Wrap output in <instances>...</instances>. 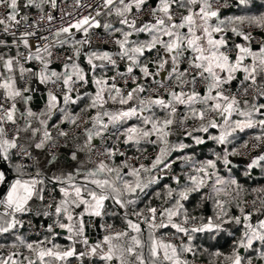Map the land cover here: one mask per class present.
<instances>
[{
    "label": "snow or ice",
    "instance_id": "obj_1",
    "mask_svg": "<svg viewBox=\"0 0 264 264\" xmlns=\"http://www.w3.org/2000/svg\"><path fill=\"white\" fill-rule=\"evenodd\" d=\"M229 7L238 14L222 17V10ZM28 9H37L38 15L33 18ZM56 10L57 0H0V49H8L0 52V185H7L0 195V264H69L72 257L81 264L91 258L103 264H195L189 256L200 253L193 243L196 236L208 234L214 240L228 226L240 229L239 236L228 232L234 237L231 251L217 249L211 255L222 264H264V187L249 192L235 177L222 176L218 167L222 164L231 173L229 157L242 155L251 141L252 149H264V36L254 35L256 30L264 33V0L259 5L257 0H97L95 15L59 27L53 33L56 40L48 43V36L38 33L45 21L56 19ZM91 29H102L109 39L99 35L97 39L116 50H91ZM75 33L84 38L77 39ZM142 34L147 39H139ZM57 46L71 49L63 58V72L50 70L51 49ZM82 56L87 69L81 66ZM32 61L39 62L38 71L25 67ZM120 62L126 63L124 71ZM109 71L114 74L109 76ZM25 74L58 88L49 91L46 109L39 114L17 107L32 99L25 95L30 88L18 86ZM89 84L94 85L93 92L87 91ZM85 98L88 103L73 112L70 106ZM110 102L120 107L107 108ZM93 110L95 115L90 114ZM56 112L60 120L50 130ZM131 120L136 123L129 124ZM189 121L194 123L190 126ZM63 124L91 125L83 128L84 143L71 159L87 151L97 160L85 171L47 178L34 153L46 150V163L55 164L59 138L71 147ZM250 129L258 131L238 148L227 147L236 134ZM177 133L191 143H173L170 137ZM113 137L112 147L94 144L96 140L106 144ZM208 140L224 146L222 152H213V159L196 161L185 153ZM120 144L134 148L137 155L128 157ZM143 145L157 151L145 156ZM174 152L183 155L172 158ZM117 156L125 159L116 164ZM142 159L150 163L131 162ZM179 161L189 166L183 184L173 172ZM256 167L264 170V154L251 158L244 175L250 178ZM9 171L15 174L11 181ZM166 178L175 187L165 184L163 192L152 194L159 206H152L149 199L139 207L148 190ZM46 179L59 185L58 200L55 188L51 199L46 198ZM194 194H200L201 202H212V215L189 211L187 203ZM248 194L255 197L248 201L244 198ZM106 201L121 211L107 212ZM81 206L89 216L122 215L125 226L116 230L113 224L103 225L107 234L90 244L83 214L74 212ZM233 208L239 214H233ZM29 215L51 218L46 227L41 225L46 233L42 238L29 240L22 234L25 228L38 232L25 219ZM57 229L66 233L67 246L55 242L61 235ZM77 243L84 250L77 251Z\"/></svg>",
    "mask_w": 264,
    "mask_h": 264
},
{
    "label": "crops",
    "instance_id": "obj_2",
    "mask_svg": "<svg viewBox=\"0 0 264 264\" xmlns=\"http://www.w3.org/2000/svg\"><path fill=\"white\" fill-rule=\"evenodd\" d=\"M260 3L257 1L258 5ZM30 10L37 11V9H30ZM233 13H237L238 14V10L235 9V8H231L228 11H222L221 12V16L223 17V16L231 15ZM98 19H101L103 21L105 18L104 17H98ZM73 32H75V30H73ZM75 35H76L77 39H83L84 38L82 33H75ZM229 36H231L230 33H229ZM261 36H264V33H261ZM139 39L143 40V39H147V37L142 34V35H140ZM8 40L10 41L11 39H8ZM65 47L69 48L67 46H65ZM95 49L115 51L116 47L114 46V48H107V47H99V46L92 45V49L91 50H95ZM89 50L90 49H88V48L85 49L86 52L89 51ZM15 51L16 50L13 48L9 54L14 55ZM0 52H8V49H0ZM148 55L152 56L153 53H150ZM35 62H37V61H35ZM37 63H39V62H37ZM80 63H81L82 67L87 69L88 66H87V64L85 62V58L83 56L80 59ZM27 67H31L33 69V71H36L35 68H34V65H30V66H27ZM125 67H126V65H123L122 67H120V70L124 71ZM50 70H56L58 72H63L64 71L62 65H59V67H55L53 63L50 65ZM111 72L112 71H109L108 75ZM24 77L25 78H23V79H18V86L19 87H28V88H30L31 91L26 93L25 95L26 96H31L32 99L30 101H28L27 104H25L23 101L18 102L17 107L20 110V112H24L26 110V108L30 107L33 112H36L37 114H39L40 112L44 111L46 109V106H47L48 92L44 89L45 83H41L36 76H32L31 74H25ZM233 85H236V82H233ZM94 90H95L94 85L89 84L87 86V91L93 92ZM83 91H85V89L81 90V92H83ZM87 103H88L87 98H85L84 100L80 101L77 105H71L70 107H71V110L73 112H79L80 109L83 108ZM106 107L115 110L116 108H118L120 106L117 105V104H112L110 102L108 105H106ZM90 114L91 115H95V110H93ZM161 115H162V113H161ZM236 118L237 117H235V116L233 117V119H236ZM59 120H60V113L56 112L52 116V119L49 121L50 130H51V125L58 123ZM128 123L129 124H134V123H136V121L135 120H131ZM21 124H23V122H21ZM37 124H38V121L34 122V126H36ZM68 126H71V125L70 124L61 125V127H68ZM85 126L90 127L91 125H85ZM257 131H258L257 129H250V130H246L243 133L236 134V139H235L234 143L228 145L227 147L230 150L233 147H237L238 148L243 143V141L247 140V138L250 137V136L252 137ZM210 132L212 134H218L216 129H210ZM197 135H205V139H207V135L206 134L197 133ZM70 137H71V139L68 142L70 143L71 147L65 146V140H64L60 151L56 154L57 155V161H56L55 164L49 165V164L46 163L47 159L49 158L47 156L46 151H36L34 153L35 156L38 158V160L40 162V165L43 168L44 174H45V176L47 178H51L52 176L64 177L68 173H75L78 169H80L81 171H85V170H87L89 168L94 167V165H91L88 162L86 151L79 152L78 153V157H77L76 160H72L71 159V153L73 151H76L77 147L84 143L85 136H84L83 131L78 133V134L71 135ZM121 139H123V138L121 137ZM111 140L113 142H115V138L114 137ZM170 140L173 143H176L179 140H184L185 143H191L190 139H184V137L182 135H180L179 133H177L176 135L171 136ZM143 147H146L147 149H149V148H153L154 146H152V145H143ZM194 147L205 148L207 150V153L209 154V157L202 158V159L199 158L198 159V155L194 152L195 151ZM223 147L224 146H218L214 141L208 140V142L205 143V144H202V145H199V146H193L192 148L185 150V153L186 154H193L196 161H203V160H206V159H213L214 158L213 152H222ZM126 149L128 150V152L130 154H137L134 148L126 147ZM258 154H264V149H261L258 152L254 153L252 155H249L246 158H239L238 156H230L229 159L232 161V165H231L232 171H231V173H229L227 171V169H225L224 166L222 164H220V165H218V167L220 168V174L222 176L226 177V178L229 175H231V176L235 177L239 181V178L237 177V174H236V171H239L243 177H247V176L244 175V172L247 169V165L250 163L251 158L257 156ZM180 155H183V154L179 153V152H174L172 154V158H175L176 156H180ZM115 162H116V164H119L118 160H115ZM188 171H189V166L185 165L183 161H179L178 163L173 165V172L176 175H180L182 177V179H181V183L182 184L184 182V175ZM14 175L15 174L13 172L9 171L8 172V176H9L8 180L9 181L13 180L14 179ZM262 177L264 178V170H262L261 167H256V168H253L251 170V177L250 178L247 177V179L252 181V180H257V179L262 178ZM80 179H81L80 177H77V180H80ZM167 179H169V178H167ZM163 180H161V182L158 185H153L152 188L148 190V196L141 198L140 204L138 205L139 207H144V205H146L148 203L149 199H151V204L155 203V200H157V199H155L152 194L155 191H157V190H160L161 192H163L165 184H171L173 187H175V184L173 183V181L171 179H169V181H166V182H163ZM240 184H241V182H240ZM54 185H55L57 196L59 198L60 197V193H59V190H58L59 189V185H56V184H54ZM259 187H264V183L258 184V186H256L255 188H259ZM6 191H7V185H6V188H5L4 192H2L0 195H3L4 193H6ZM205 191L206 192H210L211 190L210 189H206ZM248 195H246V196H248ZM203 204H204V211H205V215L204 216L212 215L213 214V204H212V202L210 200L203 201ZM206 205H207V209H208L207 212H206ZM105 210H107L109 213L121 211L118 208H114L112 206V202L111 201H106L105 202ZM237 211L238 210L235 209V208L232 209L233 214H237ZM74 212L83 214L84 213V207L81 206L80 208H76L74 210ZM33 217H35V216H33ZM35 218L38 219V220H42L45 223H47L49 221H52L51 218H49V219H45L44 217H35ZM99 219H100V217H94V216H89L87 214H83V220L85 222V233H84V235L88 238L90 244L94 243V237L98 233ZM107 219H108V221L110 223L113 222V221H116V220L120 221V225L125 226L123 218H122V215H107ZM164 230L170 231L169 229H164ZM57 231H60L61 235L56 238L55 242L60 244V245H62V246H67L70 243V241L65 239L66 233H64L60 229H58ZM228 232H233V233H235V236H239L240 229L237 228L236 226H228L227 231H225V233L228 234ZM22 234H25L29 240H36V239H33V238L29 237L23 230H22ZM84 248H85V246L82 243H77L76 244L77 251L84 250ZM190 258H196V257L189 256V259ZM75 259H76L75 257L70 258L69 259V264H72V262ZM198 260H203V261H206V262H214V261L211 260V258L198 259ZM98 261H99V264H103V262L100 261L97 258L94 259L93 264H97Z\"/></svg>",
    "mask_w": 264,
    "mask_h": 264
},
{
    "label": "built area",
    "instance_id": "obj_3",
    "mask_svg": "<svg viewBox=\"0 0 264 264\" xmlns=\"http://www.w3.org/2000/svg\"><path fill=\"white\" fill-rule=\"evenodd\" d=\"M96 3H97V0H79V3H77V0H57V10L55 12H53V15L56 17V19L53 20L50 24L47 21H45L44 24L41 26L42 30H41V32L38 33V35L48 36V38H49L48 41H47L48 43L54 42L56 40V37L53 35V33L56 31V29H58L61 26H67L70 23H75L77 20L81 19L84 16H88L90 13L92 15H95V12H94L93 9H94ZM89 5H91L92 7H89ZM231 8H233V7H229L227 9L222 10V11H228ZM45 9L46 10H50V9L47 8V6L45 7ZM27 11H28L29 15L32 16L33 18H35L38 15V10L37 11H33V10L28 9ZM90 34L93 37V45L99 46V47L114 48L115 45L108 44V43H103L101 40L97 39V35L103 37L104 39H109L107 37V35L103 32L102 29H91L90 30ZM254 35H256L259 38V37H261V32L259 30H256L254 32ZM7 39H11V38L7 37ZM31 42L33 44H35L37 42L36 38L33 37ZM41 43H44V42H41ZM51 50L53 52V56L51 58L52 59V63L53 64H58V65H62V61H63V58H64L65 54L66 53L70 54V52H71V49L66 48V47H59V46L54 47ZM20 51H22V52L24 51L23 47H21ZM153 55H154V53H153ZM57 57H59L60 59H57ZM30 65H34V68H35L36 71H38L39 68H40V64L35 62V61H32V62L26 64L25 67L30 66ZM123 65H126V63L125 62H120V67H122ZM113 74H114V72H111L109 74V76H111ZM136 74L139 75V72L137 71ZM120 83L122 84V81H120ZM132 86L133 85H131V83H129L128 88H131ZM231 87L233 88V91H234L236 85H232ZM44 89L48 93H49L50 90L51 91H58V88L54 87V85L51 82L46 83L44 85ZM83 89L84 88H81L80 90H83ZM193 123L194 122L189 121V125L190 126ZM196 123H198V122H196ZM84 127H85V125H81L80 128H75L74 126L71 125V126L62 127V128H64L65 130L69 131L70 136H71V135H75V134H78V133L82 132ZM250 137H248L247 140H249ZM64 140H65V138H63V137L59 138L60 146L57 149L56 154L60 151ZM252 143H255V141H251L249 143V149L248 150H243V149L241 150L243 154L242 155H238L239 158H246L249 155H252V154L258 152L259 150H261V148L252 149ZM94 144L98 148H101V147H112L113 144H115V142H113L111 139H109L106 144H102L100 140H97V141L94 142ZM120 147L127 152V156L128 157H134V156L137 155V154H130L123 144H120ZM156 151H157L156 147L149 148V149H147V152L144 153V155L145 156L154 155ZM86 155H87L88 162L91 165H94V162L97 160L96 154L94 152L93 153H89V152L86 151ZM90 157H91V159H90ZM123 159H125V157L117 156L115 158V160H118L119 163ZM131 162L132 163L143 162L145 164H149L150 163V161L146 160V159H142L141 161L133 160ZM45 183H46V187H47V191L45 192V196H46L47 199H51V197L49 196V193L52 192V189L55 188V185L52 184V183H48L47 179H46ZM53 195H55L57 200L59 199L58 196H57L56 191L53 193ZM254 197H255V195H249V196H246L245 199H247L248 201H251ZM159 204H160L159 202H155V203H152V206H159ZM237 214H239L238 211H237ZM25 219L31 220L33 225H35L36 229L38 230V232L29 231L27 228H25L23 231L29 237H31L33 239H36V240L42 238L43 235L45 234L44 229L41 228V225H44L46 227L48 224H50L52 222V221H49V222L45 223L44 221L38 220V219H36L35 217H33L31 215L25 217ZM133 219H134V217H133ZM105 224H112V223H110L108 221L107 216H104L103 218L100 217L98 233L94 237V243H97V242L101 241L103 239V237L107 234V232L102 227ZM113 225L115 226L116 230L122 229L124 227L123 225H120V224H113ZM162 231L163 232H169V231H166V230H162ZM94 259H96V258L85 259L83 261V264H93ZM190 260H193V258H190ZM194 261H195V264H222V262L219 261V260H216L214 262H206V261H203V260L194 259ZM72 264H81V261L78 260V259H75L72 262Z\"/></svg>",
    "mask_w": 264,
    "mask_h": 264
},
{
    "label": "trees",
    "instance_id": "obj_4",
    "mask_svg": "<svg viewBox=\"0 0 264 264\" xmlns=\"http://www.w3.org/2000/svg\"><path fill=\"white\" fill-rule=\"evenodd\" d=\"M259 3L262 0H257ZM194 152L198 155V159L209 157V154L207 153V150L205 148L200 147H194ZM237 177L239 178V181L241 184L249 190L252 188H255L260 183H264V178H259L257 180H249L247 177H243L239 171H236ZM169 181V179H164L163 182ZM155 202H160L158 200H155ZM202 203V206L197 207V205H200ZM187 207L189 211L194 215H205L204 211V204L201 202L200 194H194L189 202L187 203ZM207 217V216H205ZM112 224H120V221H113ZM234 237L230 236L229 234L222 232L220 233L216 239H210L208 234H199L196 236L193 243L200 248V253L196 256V258L193 259H207L211 258L212 261L217 260L214 258L211 253L219 249L221 252L228 253L231 251V245ZM204 249H207V251H204ZM99 264V261L97 262ZM258 264V262H256Z\"/></svg>",
    "mask_w": 264,
    "mask_h": 264
},
{
    "label": "water",
    "instance_id": "obj_5",
    "mask_svg": "<svg viewBox=\"0 0 264 264\" xmlns=\"http://www.w3.org/2000/svg\"><path fill=\"white\" fill-rule=\"evenodd\" d=\"M253 47H255V45H253ZM54 66H55V67H59L58 64H54ZM8 179H9V176H8ZM5 188H6V184H5V185H0V194H1L2 192H4ZM207 211H208V209H207V205H206V212H207ZM57 230H58V229H57Z\"/></svg>",
    "mask_w": 264,
    "mask_h": 264
},
{
    "label": "rangeland",
    "instance_id": "obj_6",
    "mask_svg": "<svg viewBox=\"0 0 264 264\" xmlns=\"http://www.w3.org/2000/svg\"><path fill=\"white\" fill-rule=\"evenodd\" d=\"M249 195H255V194H249ZM249 195H248V196H249Z\"/></svg>",
    "mask_w": 264,
    "mask_h": 264
}]
</instances>
